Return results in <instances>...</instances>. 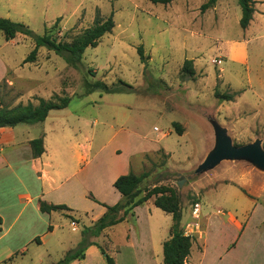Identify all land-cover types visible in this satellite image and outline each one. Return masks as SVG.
Returning <instances> with one entry per match:
<instances>
[{
    "label": "rangeland",
    "instance_id": "1",
    "mask_svg": "<svg viewBox=\"0 0 264 264\" xmlns=\"http://www.w3.org/2000/svg\"><path fill=\"white\" fill-rule=\"evenodd\" d=\"M207 1L0 0V16L38 35L47 28L64 42L90 27L97 14H113L115 22L97 46L86 48L76 66L46 47L39 49L35 61L24 62L34 48L33 36L18 33L7 40L0 32V107L38 104L40 98L51 100L55 95L71 97L67 107L51 110L44 122L1 129L0 152H11L7 159L13 167L0 170V180L7 181L14 196L20 187L15 183L18 169L27 177L35 165L54 182L59 179L56 168L65 166L68 180L46 187L43 199L70 203L79 210L42 213L30 205L15 227L25 254L19 252L12 264H49L76 248L82 228L100 213L90 194L111 204L115 193L108 177L124 169L133 154L130 169L148 173L142 189L166 185L177 191L181 226L194 236L199 249L198 239L202 242L210 232L205 264H264V170L248 160L224 159L197 173L214 148L218 126L235 145L260 139L264 147V0H256L246 29L239 23L238 0H217L202 10ZM141 44L145 63L137 52ZM186 59L193 60L192 77L182 72ZM96 81L109 90L94 88ZM174 122L183 127L182 133ZM35 137L44 138L47 152L33 165L29 142ZM29 187L34 193L42 185L31 179ZM196 203L199 217L194 215ZM245 217L250 218L237 242L239 231L236 234L229 221L244 222ZM125 220L109 229V248L125 243L131 234L129 249L124 250L129 260L122 264L133 263V255L144 248L141 242L150 248L154 244L163 256L159 238L169 235L171 214L150 200ZM47 225L54 230L39 244L36 241L42 239L36 236L43 235ZM226 244L236 246L225 252Z\"/></svg>",
    "mask_w": 264,
    "mask_h": 264
},
{
    "label": "trees",
    "instance_id": "2",
    "mask_svg": "<svg viewBox=\"0 0 264 264\" xmlns=\"http://www.w3.org/2000/svg\"><path fill=\"white\" fill-rule=\"evenodd\" d=\"M153 3L168 4L174 0H150ZM217 0H208L202 4L201 9L206 10L214 5ZM256 0H238L241 7L240 26L246 29L253 19ZM59 18L57 19V21ZM115 26L113 14L107 18L96 15L93 24L86 28L72 42L58 40L56 36L49 33L46 28L42 35L35 34L27 25L13 21L9 18L0 16V32L7 40L14 39L18 33L33 36L34 48L25 57L24 62H33L36 60L37 53L41 47H46L61 55L70 65H77L83 58L84 52L89 46H97L99 40L106 33H110ZM137 52L142 62H146L143 45H139ZM182 72L186 76H194L195 68L192 59L184 61ZM94 88H101L104 91L109 90L108 85L102 81H96ZM218 93V92H216ZM221 97L227 100L232 99L231 94H223ZM71 97L69 95H55L54 99L46 100L40 98L38 104L28 102L19 103L13 107H0V127H15L22 123L35 124L44 122L51 110L62 109L69 105ZM175 129L183 132V127L174 122ZM31 152L34 158H39L45 151L44 138L35 137L29 142ZM148 176L147 172L142 174L135 173L130 169L127 173L119 175L113 182V186L120 192L121 199L115 204H106L96 199L90 194L92 200L106 207V211L91 225H85L81 230V240L76 248L70 249L65 255L56 262L49 264H70L75 259H83L85 251L90 245H97L107 264H115L114 258L108 254L105 249L98 244L94 238L100 236L102 232L113 225L125 220L128 214L134 213L137 206L143 205L149 199L154 198V204L164 212L172 215L173 223L170 227V237L163 242V264H185L190 254L191 247L195 238L187 234L182 226V208L179 194L177 191L166 185H155L152 188H141V183ZM40 210L50 213L52 211H72L65 203H50L42 200ZM69 217H73L68 214Z\"/></svg>",
    "mask_w": 264,
    "mask_h": 264
},
{
    "label": "crops",
    "instance_id": "3",
    "mask_svg": "<svg viewBox=\"0 0 264 264\" xmlns=\"http://www.w3.org/2000/svg\"><path fill=\"white\" fill-rule=\"evenodd\" d=\"M16 127V126H15ZM9 129L12 127H0V132L1 129ZM31 140V139H30ZM2 139H0V143H1ZM4 141V140H3ZM44 148L45 151L44 153L39 157H43L44 154L47 152L46 146L44 144ZM48 148V146H47ZM15 149H13L12 151H14ZM7 152V154H6ZM9 153H11L10 151H4V152H0V162L2 165V168L0 167L1 172H6L9 171L10 168H12V164L10 163L9 159H7V157L10 155ZM32 155V152H31ZM134 155V154H133ZM133 155L128 156V162H127V166L122 169L120 168L118 171V173H116L114 176H112V178H109V182L111 184L112 189H114V193H115V200L113 202H110L111 204H115L116 202H118L121 199V194L120 192L113 186V182L115 181V179L124 173H127L130 170V164H131V160ZM32 162L34 165V160H36L37 158H34L32 155ZM62 166H58L56 168V173H57V179L56 181H51L50 177L47 175L45 176V174L41 171H39L38 168H36V166L34 165L32 167V172H31V176H21L22 173L19 172V169L16 171V179H15V183L16 185L20 186L16 192V194L14 196H11L10 193V188L8 187V183L7 181H4L3 179L0 180V264H12L15 256L20 252V254H25V247L23 246L22 248L18 245V238H17V234L18 231L15 230V227L17 226L18 223H20L22 221V219L25 217V214L28 211V207L30 205H34L35 206V210L40 211V206H41V201H47V202H52V201H48L47 199H43V197H45V193H44V189L46 187H52V186H59L61 184H63L65 181H67L68 177H66L65 175V171L64 167ZM68 168V167H66ZM65 175V176H63ZM3 177V176H2ZM64 178V179H63ZM34 180L35 182L41 183L42 187L40 191H36L34 193H32V190L29 187V183L30 181ZM63 179V180H61ZM92 194V193H91ZM96 199H98L100 202L106 203L108 204L109 202H106L103 198H101L98 194H94L93 195ZM90 197V196H89ZM91 199V198H90ZM92 200V199H91ZM152 201L154 204V198L149 199L146 203L149 204V201ZM94 201V200H92ZM17 202V206L15 208H13V203ZM52 203H64V202H52ZM144 203V204H146ZM67 204L70 208H72L73 210H78L77 208H75L74 206H72V204L70 203H65ZM94 204L96 205V207H98L100 209V213H98L94 219L92 220L93 222L96 221L105 211H106V207L103 206L102 204L94 201ZM155 205V204H154ZM141 206V205H140ZM156 206V205H155ZM10 207V218H8V209ZM157 207V206H156ZM139 208V206H137L134 210H137ZM159 208V207H158ZM149 210L151 211V208H149ZM79 211V210H78ZM42 213H46V212H42ZM51 213V212H50ZM220 218V217H218ZM247 217H245L246 219ZM248 217L244 222L243 219H239L236 218V220H230L229 221V225L232 228L236 229V234L239 231L238 237L235 239L237 242L239 240V237L242 235V233L245 231L244 227V223L246 221H249ZM221 219V218H220ZM7 220H10V223L7 224ZM27 220L24 219V221ZM128 220H123L122 222L110 226L108 228H106L102 234L96 238H94V240H96L98 242L99 245H101L105 251L114 258L115 260V264H121L123 262H126L127 259L125 257L124 254V250H127L129 248L128 247V241H132L131 238V234L130 236L124 239L125 243H122L121 245H117V246H113L111 248H109L110 244L112 243V234H110L109 229L111 227H116L119 226L121 224H126ZM212 221V219H211ZM223 221V219H222ZM49 221V224L50 225ZM48 225L46 227V232L43 233V235H37L36 237L40 236L42 239V242L36 241V237L31 239V241H36L39 244L44 243L46 236L51 235L53 230H49L48 229ZM127 228V226H126ZM147 227H145L146 232L149 234L150 237V233L151 231L147 229ZM211 229V228H210ZM128 231H130V229H128ZM188 234V233H187ZM209 236H210V232L209 235H207L201 242V240L198 239V241L200 242V246L201 248L199 249L197 246V243L194 241L191 247V251L189 256L187 257L185 264H205L206 263V259L209 256V248H208V240H209ZM170 237V230H169V235L167 237H165L163 239V237H160V244L163 245V242L168 239ZM235 237V236H234ZM152 240V238L150 239ZM103 241V242H102ZM231 241H234L233 239ZM230 241V242H231ZM104 243V244H103ZM235 243V242H234ZM153 244V243H152ZM229 244V243H228ZM228 244H226L225 246V252L230 251L231 249H233L235 246L233 247H227ZM141 245H143V249L144 253L142 258L139 257V252L141 254V252H143V249H140L137 252V255H133V263L130 260L131 264H147V261L150 262V264H162L163 263V256H161V249H159L157 246H155L154 244L151 245V248L148 247L149 245H146L141 242L140 243V247ZM197 247V251L195 250V248ZM114 248V250H112ZM142 248V247H141ZM148 248V250H147ZM116 250V251H115ZM141 261H144L146 263H142ZM105 264L106 260L100 250V248L97 245H90L86 251H85V257L83 259H75L73 260L70 264Z\"/></svg>",
    "mask_w": 264,
    "mask_h": 264
},
{
    "label": "water",
    "instance_id": "4",
    "mask_svg": "<svg viewBox=\"0 0 264 264\" xmlns=\"http://www.w3.org/2000/svg\"><path fill=\"white\" fill-rule=\"evenodd\" d=\"M216 134L214 148L207 154L197 173L214 168L224 159L248 160L264 170V147L260 139L243 145H235L225 128L218 126ZM181 185L182 182L179 181V186Z\"/></svg>",
    "mask_w": 264,
    "mask_h": 264
},
{
    "label": "built area",
    "instance_id": "5",
    "mask_svg": "<svg viewBox=\"0 0 264 264\" xmlns=\"http://www.w3.org/2000/svg\"><path fill=\"white\" fill-rule=\"evenodd\" d=\"M200 203H196L195 204V207H194V215L196 216V217H199L200 216Z\"/></svg>",
    "mask_w": 264,
    "mask_h": 264
}]
</instances>
